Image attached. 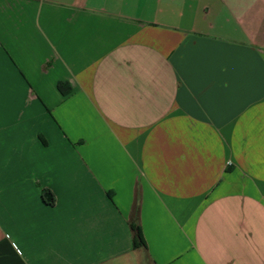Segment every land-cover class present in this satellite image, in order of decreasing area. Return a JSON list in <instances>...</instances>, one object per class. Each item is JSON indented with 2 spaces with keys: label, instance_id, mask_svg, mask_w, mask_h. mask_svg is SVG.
Masks as SVG:
<instances>
[{
  "label": "crops",
  "instance_id": "0c3cea01",
  "mask_svg": "<svg viewBox=\"0 0 264 264\" xmlns=\"http://www.w3.org/2000/svg\"><path fill=\"white\" fill-rule=\"evenodd\" d=\"M0 264H264V0H0Z\"/></svg>",
  "mask_w": 264,
  "mask_h": 264
},
{
  "label": "trees",
  "instance_id": "16d2710c",
  "mask_svg": "<svg viewBox=\"0 0 264 264\" xmlns=\"http://www.w3.org/2000/svg\"><path fill=\"white\" fill-rule=\"evenodd\" d=\"M57 89L62 93L66 94L69 91L70 87L67 83L59 81L57 83ZM43 194L49 195L50 202H53L52 193L49 190L43 192ZM130 229L132 231V245L133 247L143 246V237L138 225H134V223H130Z\"/></svg>",
  "mask_w": 264,
  "mask_h": 264
}]
</instances>
